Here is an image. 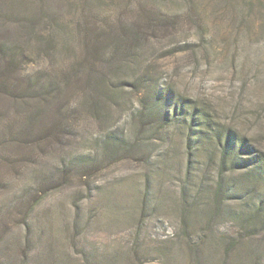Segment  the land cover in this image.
I'll return each mask as SVG.
<instances>
[{
  "label": "rangeland",
  "instance_id": "1",
  "mask_svg": "<svg viewBox=\"0 0 264 264\" xmlns=\"http://www.w3.org/2000/svg\"><path fill=\"white\" fill-rule=\"evenodd\" d=\"M7 1L1 6L9 7ZM18 1L23 11L53 12L55 21L43 15L38 28L45 37L53 30L67 34L56 38L65 40L60 62L73 57L80 72L89 67L80 43L89 25L102 32L94 40L102 56L89 61L101 63L119 24L138 34L134 48L142 58L116 67L121 99L76 111L79 91L63 96V115L73 126L63 143H0V159L10 166L0 165V264H264V225L244 227L237 218L257 201L242 193L229 204L238 216L212 214L217 165L198 155L189 170L182 124L164 139L150 137L155 152L149 161L121 157L90 177L62 174L57 186L28 195L60 155H90V148H102L105 133L131 132L141 95L128 82L147 71L264 150V0ZM7 10L0 38L13 42L32 16ZM39 52L26 60V73L47 67L46 51ZM11 110L16 115L17 108Z\"/></svg>",
  "mask_w": 264,
  "mask_h": 264
},
{
  "label": "trees",
  "instance_id": "2",
  "mask_svg": "<svg viewBox=\"0 0 264 264\" xmlns=\"http://www.w3.org/2000/svg\"><path fill=\"white\" fill-rule=\"evenodd\" d=\"M8 4L6 8L0 4V24L7 13L4 9L7 8L10 15L26 12L32 17L24 20L27 25L20 23L16 41L0 38V143L29 144V139L33 138L34 144L50 143L49 147L54 141L61 144L73 129L72 125H67V115H63L60 105L63 96L67 98L72 90L79 91L82 101L74 105L76 111L80 106L93 111L108 100L116 101V97L121 99L123 94L116 67L124 66L122 62L125 61L134 64L138 59L141 60L142 57L136 56L134 48L139 36L132 33L130 36L127 29L122 27L123 24H119L113 47L103 54L106 59L102 58L101 63H98L89 61V58H101L102 55H97L98 47L94 40L102 32L99 26L89 25L86 34L80 33V43L84 52L88 53L82 59L89 67L87 71L80 72L79 62L73 57L64 63L60 62L62 53L59 43L65 40L58 41L56 38L66 37L67 34L62 35L53 30L45 37L38 28L43 15L55 21L53 12L46 9L23 11L19 9L18 0H8L6 6ZM92 47L96 52L91 50ZM39 50L46 51L47 67L32 74L26 73V60L32 54H40ZM150 73L132 75L131 82H128L141 95L139 111L135 115L138 124L133 126L131 132L126 134L127 131H122L118 135L105 133L102 148H90V155L74 152L69 156L60 155L55 163L49 165L51 169L47 175L38 177V185L34 187L33 194L29 191V197L34 198L46 187L51 189L57 186L56 178L62 174L70 177L68 175L75 172L81 177H90L92 173L100 171V167L123 157H140L149 161L155 152L150 137L158 135L164 139L169 136L170 129H179L178 125L182 124L185 127L181 133L185 135L189 170L198 162V155L208 158L207 166L217 165V178L213 183L216 208L212 214L238 216L229 204L239 199L242 193H247L249 199L257 202L255 206L246 204L244 212L237 218L244 227L257 225L258 222L264 225V150L253 144L240 128L215 119L207 105L199 106L192 99L179 94L174 86H164L159 76ZM40 101L47 106L51 103L50 108L38 105ZM14 106L17 108L16 115L11 112ZM25 159L21 161H27ZM8 161L0 159V165L9 168L5 163ZM184 201L188 203L186 196ZM187 212L184 211L186 217ZM30 231L28 227L27 245L30 244Z\"/></svg>",
  "mask_w": 264,
  "mask_h": 264
}]
</instances>
